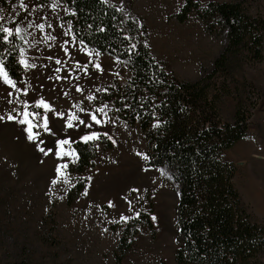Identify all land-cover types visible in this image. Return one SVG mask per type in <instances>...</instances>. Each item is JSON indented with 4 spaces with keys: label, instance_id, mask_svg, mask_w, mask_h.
Wrapping results in <instances>:
<instances>
[{
    "label": "rangeland",
    "instance_id": "obj_1",
    "mask_svg": "<svg viewBox=\"0 0 264 264\" xmlns=\"http://www.w3.org/2000/svg\"><path fill=\"white\" fill-rule=\"evenodd\" d=\"M106 1L137 17L151 55L175 78L196 79L223 44L221 25L203 21L193 8L184 19L175 16L186 0ZM192 1L201 6L231 0ZM248 9L264 17V0L250 1ZM70 14L63 0H4L0 5V25L13 30L19 64L18 78L9 76L16 88L0 79V116L5 117L0 121V264H178L173 254L174 170L147 164L144 133L119 113L114 95L130 77L127 64L75 39ZM16 27L22 29L19 34ZM262 51L259 62L237 56L224 86L211 91L217 93L220 117L231 120L236 102L247 101L243 85H254L252 96L258 102L248 131L223 154L235 166L234 187L264 229V47ZM22 58L34 67L26 69ZM40 101L50 110L36 107ZM25 103L38 114L34 124L42 125L45 117L48 122L47 131L33 128L38 133L33 141L27 138V125L19 123L23 116L17 115ZM9 114L16 119L8 120ZM72 114L78 119L68 128ZM93 133L98 138L86 141L93 148L89 165L78 171L74 143ZM64 140L69 143L61 147ZM72 152L74 156L63 154ZM65 164L64 174H58L57 167ZM75 183L82 188L66 201ZM140 212L149 215L152 227L135 224L131 245L116 263L113 252L123 225Z\"/></svg>",
    "mask_w": 264,
    "mask_h": 264
},
{
    "label": "trees",
    "instance_id": "obj_2",
    "mask_svg": "<svg viewBox=\"0 0 264 264\" xmlns=\"http://www.w3.org/2000/svg\"><path fill=\"white\" fill-rule=\"evenodd\" d=\"M63 1L71 8L70 30L75 39L127 64L130 77L117 87L114 98L120 115L137 123L144 133L147 164L174 170L176 262L264 264V229L234 187L235 166L223 154L246 135L258 96L253 98L254 85L245 83L247 101L238 100L231 120H226L216 108L217 93L211 91L224 86L230 76L229 64L237 56L253 62L262 59L264 17L249 12L252 0L208 1L201 6L186 0L180 7L175 15L178 19L193 8L203 21L224 29L218 55L192 81L175 78L151 55L144 27L130 11L106 0ZM2 36L0 60L9 76L17 79L15 37L4 41ZM74 148V168L81 171L89 165L93 148L86 141H76ZM81 184L68 189L66 201L76 197ZM138 223L152 227L147 213L126 221L113 252L116 263L131 245Z\"/></svg>",
    "mask_w": 264,
    "mask_h": 264
},
{
    "label": "snow or ice",
    "instance_id": "obj_3",
    "mask_svg": "<svg viewBox=\"0 0 264 264\" xmlns=\"http://www.w3.org/2000/svg\"><path fill=\"white\" fill-rule=\"evenodd\" d=\"M21 6L24 7L23 4H21ZM3 19H4L3 16H0V21H2ZM29 27H31V25H29ZM39 27H40L41 29H43L44 26H43V25H39ZM21 31H22V29H21L20 27H16V28H15V33H16V34H19ZM0 33H3L2 39H3L4 41H8V40H9V37H11V36L13 35V30H11V29H9V28H7V27H3L2 25H0ZM49 38H50V39H54V37H49ZM21 56L23 57V50H21ZM20 63H21L22 65H24L26 69H27V68L34 67V65H31V64L26 63V61H25L23 58L20 60ZM56 63L59 64V63H61V62H60L59 60H57ZM96 67H99V65H96ZM57 71H59V69H57ZM0 79H2L3 82H4L5 84L9 85L10 87H12V88H16V84H15V82H14L12 79L9 78V74H8V72L5 71V67H4V64H3V61H2V60H0ZM57 79H60V77H57ZM17 91H20V90L17 89ZM77 91H81V89L77 88ZM9 95L11 96L12 93H9ZM88 99H89V100H92V99H94V97L89 96ZM8 102L11 103L12 101H8ZM36 107H42V108L45 109L46 111L50 110V109H49V105L46 104L44 101H40V102L36 105ZM76 107L79 108V105H76ZM81 110H82V109H81ZM13 111H15V109H14ZM97 111L103 112L104 109H102V108H101V109H97ZM17 115H22V116H23V118L19 120V123L27 125V128H26V131H27V133H28V137H27V138H28V140H30V141L35 140L36 137H37V135H38V133H33L32 130H33L34 127H40V126H42V127L44 128L45 131L48 130V122H47V118H46V117L44 118V120H43V124H42V125H37V124H34V123H33V120L36 119V116H37L38 114L30 113V112L27 110V104H26V103L24 104V111H23V113H22V114H21V113H17ZM30 117H31V119H30ZM4 119H5L4 116H0V121H2V120H4ZM7 119L11 121V120H15L16 117L13 116L12 114H9V115L7 116ZM77 119H78V117H77L75 114L69 115V117H68L67 127H68V128H72V127H73L72 121L77 120ZM91 119H92V121L95 122V123H100V121L97 120V118H96L95 115H92V116H91ZM80 123H84V121H80ZM97 138H98L97 135H96L95 133H93V134H91V135H89V136L84 137V140H85V141H88V140H95V139H97ZM68 143H69V141H67V140L62 141V142H61V147H62L63 145H65V144H68ZM40 150H41L42 152H44V149H40ZM45 154H47V153H45ZM63 154H64V155H72V156L75 155L74 152H72V153H63ZM56 155H57V156H61V155H62V152H57ZM145 159H147V157H145ZM66 168H67V164H65V165H61V166H58V167H57L56 171H57L58 174L63 175L64 173H63L62 169H66ZM56 182H57V181H55V180L53 181L54 184H55Z\"/></svg>",
    "mask_w": 264,
    "mask_h": 264
}]
</instances>
